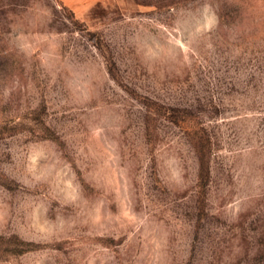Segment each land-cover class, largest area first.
I'll return each instance as SVG.
<instances>
[{
	"label": "rangeland",
	"instance_id": "rangeland-1",
	"mask_svg": "<svg viewBox=\"0 0 264 264\" xmlns=\"http://www.w3.org/2000/svg\"><path fill=\"white\" fill-rule=\"evenodd\" d=\"M0 264H264V0H0Z\"/></svg>",
	"mask_w": 264,
	"mask_h": 264
},
{
	"label": "crops",
	"instance_id": "crops-1",
	"mask_svg": "<svg viewBox=\"0 0 264 264\" xmlns=\"http://www.w3.org/2000/svg\"><path fill=\"white\" fill-rule=\"evenodd\" d=\"M64 6L72 10H83L96 3L98 0H60Z\"/></svg>",
	"mask_w": 264,
	"mask_h": 264
},
{
	"label": "trees",
	"instance_id": "trees-1",
	"mask_svg": "<svg viewBox=\"0 0 264 264\" xmlns=\"http://www.w3.org/2000/svg\"><path fill=\"white\" fill-rule=\"evenodd\" d=\"M199 161H200V169H201V172L203 173L204 170H205L206 162H205V160L203 158H201Z\"/></svg>",
	"mask_w": 264,
	"mask_h": 264
}]
</instances>
